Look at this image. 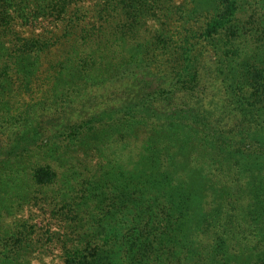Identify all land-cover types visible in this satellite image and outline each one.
<instances>
[{"label": "trees", "instance_id": "trees-1", "mask_svg": "<svg viewBox=\"0 0 264 264\" xmlns=\"http://www.w3.org/2000/svg\"><path fill=\"white\" fill-rule=\"evenodd\" d=\"M0 264H264V0H0Z\"/></svg>", "mask_w": 264, "mask_h": 264}]
</instances>
